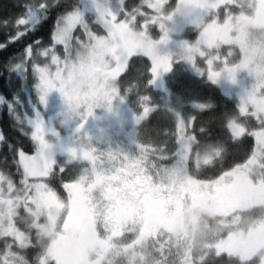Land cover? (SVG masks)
<instances>
[{
    "label": "snow or ice",
    "instance_id": "snow-or-ice-1",
    "mask_svg": "<svg viewBox=\"0 0 264 264\" xmlns=\"http://www.w3.org/2000/svg\"><path fill=\"white\" fill-rule=\"evenodd\" d=\"M14 7L16 14L0 19L6 37L0 51L46 25L49 39H33L13 61L31 74L37 99L30 114L19 107L9 113L30 149L0 131V148L7 149L0 161V264H144L142 246L165 233L177 247L186 243L180 264H264V218L255 226L262 238L254 245L233 248L228 229L198 256L172 227L177 209L193 206L204 191L226 194L230 219L264 209V0H25ZM186 32L195 38L185 39ZM133 57L151 64L130 78ZM177 64L212 84L233 85L235 110L196 103L200 113L187 119L177 111L164 131L171 147L117 142L92 151L87 121L112 117L131 94L137 97L134 121L151 118L159 109L150 92L163 87ZM98 109L104 115L97 116ZM225 140L202 158L211 174L194 176L201 146ZM129 171L148 185L144 203L127 188ZM49 223L53 231L42 242ZM76 230L79 249L69 254ZM170 247L155 248L156 264H165Z\"/></svg>",
    "mask_w": 264,
    "mask_h": 264
},
{
    "label": "rangeland",
    "instance_id": "rangeland-1",
    "mask_svg": "<svg viewBox=\"0 0 264 264\" xmlns=\"http://www.w3.org/2000/svg\"><path fill=\"white\" fill-rule=\"evenodd\" d=\"M128 2H138V0H128ZM184 38L187 40H193L195 38V33L194 32H186L184 34ZM228 46H224V50H227ZM61 52H62V48H61ZM43 60V58H41ZM18 63V60L16 61ZM130 63L132 64V71L129 73V77H133L135 75H137V70L139 71H144L145 68L147 66H150L151 61L148 60L147 57H133L130 61ZM206 67V66H205ZM13 68V69H12ZM11 70L13 72L12 77L13 79H15V81L13 82L14 84L17 85L18 90L14 93L13 96V102H14V98H18V102L16 105H14V103H11V107H12V111L14 110V107H19L21 111H27V113H31L32 111V103H34L36 101V95H35V84H34V79L31 77V74L29 73V76L24 75L18 67H16V64H13L11 67ZM53 71H55V66H53ZM182 72H186L188 74L193 75L194 78H197L199 80L208 82L205 79L200 78L188 65L186 64H177L174 69L173 72L171 73V75H179ZM150 73V72H149ZM169 75L167 74L164 77L163 80V87H161L159 90L156 91H161L164 92L166 90V86L167 85H172L173 83L169 80ZM170 75V76H171ZM238 79L240 81V84H243V74H239L238 75ZM131 79L128 81H125L121 87H127L129 84H131ZM210 83V82H208ZM174 84H176V80H174ZM212 84V83H210ZM214 85L219 93L225 98V100L233 102L234 106L236 108V96L237 93L234 91V86L231 85L229 82L227 81H223V82H218L216 84H212ZM139 86L141 87V89L143 88V82L141 81ZM150 95L152 97V102L154 104H156V106L159 105V103H163L164 101H161L160 98H162V96L159 95L158 92H154L151 91ZM157 95H159L158 100ZM136 102H137V97L135 96V94H131L126 98V101L123 105H117L116 106V110H115V114L112 117H107L106 119H104L103 121H93V120H89L87 121V129L85 130L87 133L91 134V141H90V145L92 146V151H96L97 149H108V148H115L117 145V142H122L123 144L127 145L128 143L131 144V142L137 144V145H149L151 146L152 144H159L161 145V147H171L172 146V142H173V138L169 135V136H163L161 137L162 139H160V141H158V138L153 135V138L151 137V135H144L142 136L141 133H144L146 131H148L149 133L153 131L152 128V124H154V120L150 121L147 124H142L143 126H140L139 124L141 120L134 121V116L136 114V111H138V109L136 108ZM196 103H201V102H197V101H191L190 105L193 107L192 110L195 112L199 109L194 108V104ZM205 104V103H202ZM168 106H163V109H166L168 111H171L170 108H172L173 110H175V112H179L180 114H182L183 110L181 109V105L173 102V103H167ZM154 112V111H153ZM189 112V111H187ZM97 116H101L104 115V113L101 110H97L96 112ZM70 118V117H68ZM155 118V115L152 117V119ZM81 127L83 128V124H81ZM161 127V126H160ZM160 131V130H158ZM159 134V132H158ZM136 137V139L134 138ZM167 141V144L165 145L163 142ZM227 144V140H225L224 144H218L217 148H223L225 145ZM210 149L214 148L213 145L209 146L206 145L202 148V150H199L200 152L198 153V155L194 156V160L195 158H197V156H201L200 160L199 158H197V160H195V162L200 165L199 167H195L193 168L194 171H196L194 173V175L196 176H200V173H202L205 169L203 167V162H202V158L204 157V155L208 152H210ZM221 163H223V161H217V166H219ZM192 170V171H193ZM211 174L210 171L207 172V175ZM136 177V173L133 171H129L128 173L125 174V178H132L129 181V184L127 186L128 190L137 198L139 197H143V200H141V203H144L145 201L148 200V195H146L148 193V185L147 183L142 179V178H135ZM123 187V185H122ZM115 191V190H114ZM211 195H215V194H209L207 191H204L197 199L196 203L188 208H201L204 206L203 202L201 204L200 201V197H204L205 201H208V198ZM35 215H40L41 211L39 209L34 210ZM163 213L161 210L157 209V215L161 216ZM33 219V217L29 216L27 218H25L22 223L23 224H28L31 222V220ZM181 223L179 220L174 219L173 223H172V227L174 229V231H177V234H179L182 238L184 237V232L182 230H180L181 227ZM210 224H214V222H210ZM53 224L49 223L46 228L43 231L42 236L40 237V240L42 242H47L48 237L51 235L52 231H53ZM148 227L150 229H155V223H151L148 225ZM190 228V227H189ZM228 229H232L230 227H224V228H218V227H205L203 229H201L200 231H198V235L196 233H194V235L196 236V241L195 244L197 245L198 243H201L203 241H213L217 238H219L226 230ZM192 232V228L190 229V233ZM172 238V240H171ZM80 240H81V235L80 232L78 230L73 231L70 236H69V240H68V248L67 251L69 254H75L78 249H79V245H80ZM175 237H170L168 234H162L159 238L158 242H152L149 241L148 243H145L146 247H151V251H155V248H157L158 246L156 244H163L166 242H171L173 246H177L174 242ZM156 243V244H155ZM144 246V245H143ZM143 246L141 248V251L143 250ZM182 245H180L179 247H181ZM177 247V248H179ZM145 251V250H143ZM110 264H119L118 261H110Z\"/></svg>",
    "mask_w": 264,
    "mask_h": 264
},
{
    "label": "trees",
    "instance_id": "trees-1",
    "mask_svg": "<svg viewBox=\"0 0 264 264\" xmlns=\"http://www.w3.org/2000/svg\"><path fill=\"white\" fill-rule=\"evenodd\" d=\"M25 0H0V19H3L5 14L14 15L18 12V9H16L14 6L17 3H24ZM43 37L45 41L49 39V26L46 25L43 29L38 31L37 33L30 34L26 37H22L20 40L10 43L7 47V49L0 51V131H3L5 136L12 142H16L17 139L22 143L25 150H28L31 148V142L22 137L19 133V131H16V124L14 123L12 117L10 116V111H12L11 103L13 102V96L14 93L18 90V87L13 82L15 79L12 77V70L11 67L13 64V61L18 60V55L24 50L27 44L31 43L33 39ZM6 37L5 35L0 32V43H3L5 41ZM13 69V68H12ZM150 75V73H148ZM171 75V73H170ZM169 75V80L173 84L167 85L166 90L164 92H159L156 90H152L154 92H158L162 98H160L161 101H164L163 103H159L158 109L154 110L151 118H144L141 119L139 124L140 126H143L144 124L149 123L150 121L154 120V124H152L153 131L152 132H144L141 133L142 136L151 135L153 138V135H155L158 138V141L162 139L161 137L165 136L164 131L166 128H171L173 118L176 114L175 110L172 108L171 111H168L166 109H163V106H168L167 103H173L176 102L181 105V109L183 110L182 116L187 119L188 117L192 115H197L200 113V110L196 111L193 107L190 105L191 101H197L205 104H211L216 109H220L222 111H234L235 106L233 102L225 100V98L219 93L218 89L205 81L199 80L197 78H194L193 75L188 74L186 72H182L179 75ZM174 80H176V84H174ZM159 95H157V100L159 98ZM189 111V112H187ZM155 115V118L152 119V117ZM206 115V113H205ZM203 116H201V119ZM143 124V125H142ZM161 126V127H160ZM160 130V131H158ZM159 132V134H158ZM136 139V137H134ZM217 145H213L214 148H217ZM206 146L202 145L201 149ZM211 151L212 149L209 148ZM7 149L0 148V161L3 160L4 152H6ZM200 152V151H199ZM200 155L197 156L200 160ZM195 158V160H197ZM4 165L0 163V169H2ZM193 170V169H192ZM12 171L14 172L15 169L13 168ZM196 171H192V174L194 175ZM208 170H204L200 175H207ZM196 176V175H194ZM18 179V177H17ZM212 196V195H211ZM202 197V196H201ZM200 197V201H201ZM211 199L208 198L209 202ZM203 201H201L202 204ZM205 203V202H203ZM207 206L201 207L205 208ZM208 206L207 208H209ZM183 211V210H182ZM181 210L177 209V211L173 214V220H179L180 222H183L182 220V214L186 213L187 211H191L194 213L195 211L192 208H186L182 212Z\"/></svg>",
    "mask_w": 264,
    "mask_h": 264
},
{
    "label": "flooded vegetation",
    "instance_id": "flooded-vegetation-1",
    "mask_svg": "<svg viewBox=\"0 0 264 264\" xmlns=\"http://www.w3.org/2000/svg\"><path fill=\"white\" fill-rule=\"evenodd\" d=\"M210 199L211 200L209 202H206L204 197H201V201L205 202L203 203L204 206H210L209 208H194V213L187 211L186 213H183L181 217L183 222L181 223L180 230L184 232V237L188 238L187 243L192 245L193 256L202 254L205 251L204 245L211 242L210 240H207L198 243L197 245L195 244V237L198 235V231L203 229L204 226L208 228H232L231 232L234 233L232 247L237 249L248 248L262 238L261 235L256 232L255 226L260 218H264V209L257 210L252 214L241 212L230 219L225 214L227 201L226 194L217 192L215 195L210 196ZM241 207H244V205H241ZM210 222H214V224L211 225ZM191 228L192 232L190 233ZM175 232L177 233V231ZM194 233L195 235L197 233V235L195 236ZM163 244L166 247H168L169 244L171 245L165 264H180L181 257L186 250V243L182 240V246L179 248H177V246H173L170 241ZM156 245L159 247L161 244ZM150 249L151 247H146L144 244L143 250L145 251L142 250L145 257L144 264H156L157 254ZM217 264H225V262L218 261Z\"/></svg>",
    "mask_w": 264,
    "mask_h": 264
},
{
    "label": "clouds",
    "instance_id": "clouds-1",
    "mask_svg": "<svg viewBox=\"0 0 264 264\" xmlns=\"http://www.w3.org/2000/svg\"><path fill=\"white\" fill-rule=\"evenodd\" d=\"M190 15H191V10H186V12H185V18H187Z\"/></svg>",
    "mask_w": 264,
    "mask_h": 264
}]
</instances>
